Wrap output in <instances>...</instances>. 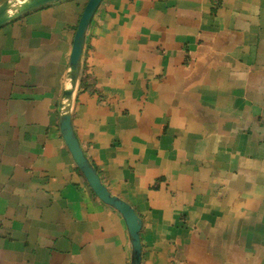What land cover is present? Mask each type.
<instances>
[{
  "label": "crops",
  "instance_id": "1",
  "mask_svg": "<svg viewBox=\"0 0 264 264\" xmlns=\"http://www.w3.org/2000/svg\"><path fill=\"white\" fill-rule=\"evenodd\" d=\"M88 1L0 29V264H131L60 131ZM73 127L143 264H264V0H105Z\"/></svg>",
  "mask_w": 264,
  "mask_h": 264
},
{
  "label": "water",
  "instance_id": "2",
  "mask_svg": "<svg viewBox=\"0 0 264 264\" xmlns=\"http://www.w3.org/2000/svg\"><path fill=\"white\" fill-rule=\"evenodd\" d=\"M62 1L65 0H6L0 4V29L31 13ZM104 1L89 0L81 16L70 58L67 87L63 92L60 105V131L77 169L85 178L92 192L104 205L122 216L131 243V264H143L142 220L130 204L112 195L108 188L104 186L97 170L80 146L73 127V102L82 74L83 53L92 22Z\"/></svg>",
  "mask_w": 264,
  "mask_h": 264
},
{
  "label": "trees",
  "instance_id": "3",
  "mask_svg": "<svg viewBox=\"0 0 264 264\" xmlns=\"http://www.w3.org/2000/svg\"><path fill=\"white\" fill-rule=\"evenodd\" d=\"M85 78H86V76L84 77V79H85ZM84 79H83V80H84Z\"/></svg>",
  "mask_w": 264,
  "mask_h": 264
}]
</instances>
